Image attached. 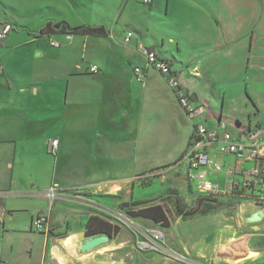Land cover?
<instances>
[{
  "label": "crops",
  "instance_id": "1",
  "mask_svg": "<svg viewBox=\"0 0 264 264\" xmlns=\"http://www.w3.org/2000/svg\"><path fill=\"white\" fill-rule=\"evenodd\" d=\"M37 8L38 12L49 8L55 15L45 17L38 29L31 30L21 22L17 6L0 0V27L11 23L14 29L31 31L23 40L11 35L0 49V264H118L107 256L111 247L82 251L81 244L89 237L87 224L92 216L117 225L97 211L109 205L98 198L115 199L122 190L133 191L137 175L148 169L136 170L140 135L122 142L121 131L123 127L133 128L147 136L156 126L168 136L175 133L174 125L180 117L185 123L186 114L159 72L130 56H126L127 65L120 61L115 39L123 44L126 32L134 31L138 37L129 44L132 49L144 58L137 47L140 41L170 60L184 88L207 104L209 117H218L181 77L185 73L204 76L210 72L213 79L227 85L246 83L250 71L251 75L264 71V0H152L151 4L144 0H51L49 6ZM62 21L72 27L104 26L108 34H40L48 22ZM52 39L60 46H53ZM166 40L177 45L174 51L161 50ZM188 47L194 51H185ZM136 53L133 55L138 57ZM137 65L145 68L143 82L134 78ZM150 73L154 77L149 78ZM149 112L159 118L149 125L144 121L131 124L133 114ZM94 117L98 118L90 125ZM159 120L162 126L155 124ZM237 126L242 128L239 121ZM92 127L101 128L100 140L92 138L97 136L95 131L92 135ZM192 131L173 159L187 152ZM42 137L49 138L42 141ZM54 139L59 141L56 150L51 145ZM215 147L209 151L223 165L235 161L233 157L221 161L222 153ZM51 151L54 153L47 155ZM151 151L148 147L145 150ZM123 166L134 167L136 173L124 174ZM42 167L49 170L46 181L37 176ZM147 167L153 169V162ZM167 173L178 178L171 180V189L183 196L181 189L189 193L191 187L199 194L196 182L188 178L185 158ZM210 176L220 185L230 181L227 173L209 171ZM55 185L89 189L68 191L72 197L51 201L43 191ZM81 194L83 199L78 197ZM250 201L254 202H250L253 208L264 205V201ZM126 203H135L132 196ZM40 214L48 215L49 231L33 229V219ZM165 215L170 221L166 210ZM147 220L151 226L160 225ZM180 231L178 243L184 247L194 243L196 256L207 254L205 243H215L219 258L232 256L238 250L237 243H248L250 239L248 234L243 236L245 239L239 234L234 238L232 226L220 228L215 236L196 237L190 231Z\"/></svg>",
  "mask_w": 264,
  "mask_h": 264
},
{
  "label": "rangeland",
  "instance_id": "2",
  "mask_svg": "<svg viewBox=\"0 0 264 264\" xmlns=\"http://www.w3.org/2000/svg\"><path fill=\"white\" fill-rule=\"evenodd\" d=\"M6 2L8 5H14L19 8L22 14L20 17L21 22L25 23L31 30L38 29L42 22L45 21V17L55 15V12L49 8H45L42 12L36 11L38 9L37 7L49 6L51 0H6ZM84 11L90 13L88 8H84ZM30 29H27V34L31 32ZM26 33L21 31L20 28L13 29L7 39L11 35H15L22 37L23 40L25 35H27ZM114 42L116 49L120 52V61L124 65H127L126 56H130L131 60L145 61L129 44H121L118 39H115ZM165 44L164 48H161L162 51L168 49L174 51L177 46L168 40L165 41ZM193 49L188 47L185 48V51L193 52ZM133 52L141 59L136 57L135 54L133 55ZM188 55L190 54L187 53ZM11 58L13 59V55H11ZM61 70L58 69V72H62ZM152 72L155 71L153 70ZM252 73V71L249 72V78L246 81L247 84L237 82L227 85L222 84L216 79H213L210 72L205 73L204 76H189L188 73H185L181 78L186 86L193 88L200 94L217 116L220 113L224 115L223 123H227L230 130L236 129L239 131L240 127H236L239 121L243 130L246 132L257 131L264 133V71L251 75ZM156 74L159 75L158 73ZM152 77L154 75L150 73L149 78ZM247 85L248 88L246 89ZM170 97L172 103L175 102L172 93ZM97 118H92L90 125ZM158 118L157 115H153L151 112L143 115L133 114L131 124L138 125L144 121V123L149 125L151 120L154 122ZM183 119H185V123L180 117V122L177 121L174 125L175 133L169 134L168 136L161 127L155 126L154 132L147 135L148 137L142 135L139 130L136 132L133 128L124 129L125 127H123L121 131L122 142L127 138H132L133 135H140L139 143H142L139 145V150L137 151L139 163L136 170L141 172L148 169L144 174L140 173L137 175L135 179L136 185L133 191L128 193V191L122 190L123 193L117 195L119 197L115 199L108 197L98 198L109 205L104 204L108 207V210L97 211L120 227V232L115 237H112L109 241L110 243L108 242L101 246L112 248V251L108 252L107 256L109 260L115 261L118 264H264V205H258L253 208V206H250L251 203H254L253 201L223 198L216 201H203V205L200 208L201 213L198 214L184 217L177 213V199H180V205L184 209L190 210L197 205L198 199L200 198L198 193L191 189V187L189 193L181 189L184 197L177 190L171 189L173 180L178 181V178L176 175L172 176L167 173L179 159H173L174 155L187 144L188 133L190 130H193V123L189 117L185 115ZM197 121L199 120L195 119L193 122L196 123ZM213 123H217L216 119L209 121V124L213 125ZM155 124L162 126L163 122L159 120L155 121ZM92 129V135L95 132L97 133L95 137L91 135L92 138L100 140L101 128L92 127ZM220 130L223 131V129ZM46 138L49 137H42V141ZM167 139H169V144H166ZM99 144L101 143L99 142ZM220 144V142L217 143V145ZM147 147L148 149H152L150 153L145 152ZM51 153L54 152L51 151L47 155ZM219 157L223 162H228L230 157L235 158L230 154H220ZM151 162H153V169L147 167ZM252 164V162H248L247 166H252ZM121 170L124 174L130 175L136 173V171H133L134 167L124 169L123 166ZM48 171L46 167L39 169L37 172L38 179L41 181L48 180ZM221 173L225 175V172ZM209 178L212 179L211 176ZM228 179L232 180V177H228ZM130 188H132L131 185ZM131 196L133 202L144 200L143 204L131 206L135 209H139L140 206L145 207L151 203H162L170 217L171 226H163L161 224L151 226L147 223L149 220L146 218L132 217L129 215L127 209L130 207H126L124 203L129 201ZM255 212H259L262 219L256 222H249L247 217ZM225 226H232L234 238L237 237V234L242 239H245L247 236L250 238L248 243H237V245L239 244L238 250L232 256L228 255L227 257L223 255V258H219V254H216L217 249L213 248L215 243L204 244V248L207 249L205 256H196L197 254L193 250L194 243H189L192 244L191 247H184L183 243H178L179 235L181 234L180 230L190 231L189 233L196 237L200 234H203V236L207 234L215 236L218 234V230ZM214 238H211L212 241H214ZM187 252L189 255L186 254ZM236 253L239 254L236 255ZM181 255L186 256L187 259L183 260Z\"/></svg>",
  "mask_w": 264,
  "mask_h": 264
},
{
  "label": "built area",
  "instance_id": "3",
  "mask_svg": "<svg viewBox=\"0 0 264 264\" xmlns=\"http://www.w3.org/2000/svg\"><path fill=\"white\" fill-rule=\"evenodd\" d=\"M144 2L151 4L152 0H144ZM11 31V24L1 25L0 47ZM136 37L134 31L128 30L122 43L125 45L131 44ZM51 44L60 46V43L53 39ZM137 47L139 53L145 59L146 67L152 68L162 75L168 87L175 94L186 116L193 123L192 138L185 159L189 163L188 178L192 182H196L197 191L202 195H212L214 197L229 196L242 192V195L246 196L248 200L264 201V135L259 132H246L243 128H239V131L236 129L230 130L227 123H223L221 115L209 117L207 104L199 101L184 88L178 71L170 60L161 57L155 49L143 42L139 41ZM93 69H96V67ZM134 78L139 82L145 81V68L139 65L135 66ZM195 119L199 121L194 123ZM212 119L213 121L216 119L217 123L209 124ZM220 129H223V131ZM218 142L221 144L217 145ZM58 144V139L51 142L54 150L58 148ZM214 145L220 153L233 155L235 161L225 166L212 157L209 150ZM248 162H252V166H247ZM209 171L215 173L225 172L228 177L234 179L232 178L233 180L226 182L225 185H220L219 182L209 178ZM239 177L240 179H236ZM86 188L89 189V187L62 188L55 185L44 190L43 194L51 201H55L60 198L72 197L71 194L67 193L68 191L74 192ZM78 197L83 199V195ZM101 210L105 211L107 209L101 207ZM32 227L39 232L49 231L48 215L40 214L35 217ZM182 259H187V257L182 256Z\"/></svg>",
  "mask_w": 264,
  "mask_h": 264
},
{
  "label": "trees",
  "instance_id": "4",
  "mask_svg": "<svg viewBox=\"0 0 264 264\" xmlns=\"http://www.w3.org/2000/svg\"><path fill=\"white\" fill-rule=\"evenodd\" d=\"M5 24V23H4ZM11 24V23H9ZM12 25V24H11ZM14 29V25H12V30ZM55 33H68V34H76V33H84V34H91V35H107L108 31L104 26H87V25H81L72 27L67 22H48L41 30V35H51ZM195 97V96H194ZM196 98V97H195ZM193 132V131H192ZM192 138V135H191ZM191 142V141H190ZM186 156V153H183L180 155L179 159L180 161L184 159ZM200 197L198 199L197 205L190 209L186 210L180 205V199L176 200V209L177 213L181 216H190L194 214L201 213L200 208L203 205V201H216L223 198H234L238 200H248L246 196L242 195V192H239L238 194H233L229 196H222V197H214L212 195H202L198 194ZM126 207H130L127 209V213L131 215L132 217H143L147 219H152L156 223H160L163 226H169L170 221L168 220L167 216L165 215V206L162 203L153 204L150 206H145L143 208L135 209L131 206H138L140 205L139 202L132 203V205H129V203H124ZM120 232V227L118 225H114L111 222L98 217V216H92L87 224V234L93 235V234H100V233H106L110 236L114 237Z\"/></svg>",
  "mask_w": 264,
  "mask_h": 264
},
{
  "label": "water",
  "instance_id": "5",
  "mask_svg": "<svg viewBox=\"0 0 264 264\" xmlns=\"http://www.w3.org/2000/svg\"><path fill=\"white\" fill-rule=\"evenodd\" d=\"M261 219L262 217L259 212H255L247 218L249 222H256ZM111 238L112 236L106 233L89 235V237L81 244V250L89 251L95 249L101 245L108 243L111 240Z\"/></svg>",
  "mask_w": 264,
  "mask_h": 264
}]
</instances>
